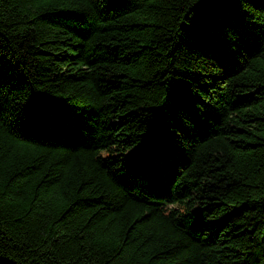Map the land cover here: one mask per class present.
<instances>
[{
	"label": "trees",
	"instance_id": "obj_1",
	"mask_svg": "<svg viewBox=\"0 0 264 264\" xmlns=\"http://www.w3.org/2000/svg\"><path fill=\"white\" fill-rule=\"evenodd\" d=\"M0 264H264V0H0Z\"/></svg>",
	"mask_w": 264,
	"mask_h": 264
}]
</instances>
